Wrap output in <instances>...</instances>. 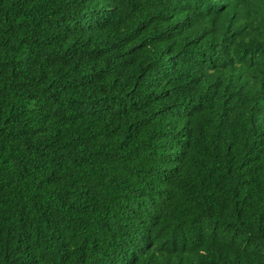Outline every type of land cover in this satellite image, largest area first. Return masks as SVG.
I'll return each mask as SVG.
<instances>
[{"label": "trees", "instance_id": "trees-1", "mask_svg": "<svg viewBox=\"0 0 264 264\" xmlns=\"http://www.w3.org/2000/svg\"><path fill=\"white\" fill-rule=\"evenodd\" d=\"M0 264H264V0H0Z\"/></svg>", "mask_w": 264, "mask_h": 264}]
</instances>
